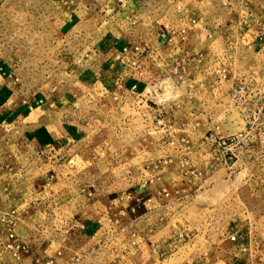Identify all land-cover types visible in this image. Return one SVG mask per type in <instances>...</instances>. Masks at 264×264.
I'll list each match as a JSON object with an SVG mask.
<instances>
[{"label": "rangeland", "instance_id": "374dc122", "mask_svg": "<svg viewBox=\"0 0 264 264\" xmlns=\"http://www.w3.org/2000/svg\"><path fill=\"white\" fill-rule=\"evenodd\" d=\"M0 264H264V0H0Z\"/></svg>", "mask_w": 264, "mask_h": 264}, {"label": "crops", "instance_id": "0c3cea01", "mask_svg": "<svg viewBox=\"0 0 264 264\" xmlns=\"http://www.w3.org/2000/svg\"><path fill=\"white\" fill-rule=\"evenodd\" d=\"M113 44L115 46L113 48V50H112L113 57L110 60H108L107 63H105L104 66L102 67V69H103V73L102 74L104 75L103 81L106 80V78H105L106 77V74L110 78L111 77H115V78L116 77H120V75H122V74H124V77H127L129 75H132L133 76V74H135L133 70L132 71L130 70L131 68L122 66L119 61H117V60L114 59V55L116 54V52L117 53L120 52V49L122 47H124V46H126L128 44H131V43L130 42L124 43V42L115 41ZM127 57L129 58V60L138 59L140 61V63L142 64V61H143V57L144 56L143 57H139V56H137L135 54L129 53L127 55ZM126 80H128V79L126 78ZM129 80H131V79H129ZM146 190H148V188L145 185H143V184H139L138 185V183H137L136 185H134L132 187V190L129 192L128 197H127V199H128L127 207L129 209V212L138 213V212H140V210H142L141 205L143 203L141 204V202L145 198L144 197L145 196V193L147 194V197H151V194H148ZM124 198L126 199V197H124V196L117 197V200L116 201H113L114 208H117L118 205L121 204V201L124 202L125 201ZM146 245H148V246H150V247L153 248V247L157 246L158 243H157V241L156 242H153V241L147 240L146 241ZM161 245L164 246L163 243ZM164 248H166V247L164 246Z\"/></svg>", "mask_w": 264, "mask_h": 264}, {"label": "built area", "instance_id": "2783aa9c", "mask_svg": "<svg viewBox=\"0 0 264 264\" xmlns=\"http://www.w3.org/2000/svg\"><path fill=\"white\" fill-rule=\"evenodd\" d=\"M147 51L148 48L146 46H142L140 44H128L120 49V52H118V54L116 55V60L119 61L124 67L133 68L134 73H137V70H139L141 66L140 61L138 59L129 60L127 55L131 53L141 57L143 56V54L147 53ZM131 77L133 78L132 75H129L127 76V79H131ZM120 79L123 80V78ZM133 88H135V85H133ZM235 239V235L230 236L231 241H235Z\"/></svg>", "mask_w": 264, "mask_h": 264}]
</instances>
